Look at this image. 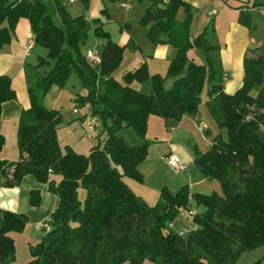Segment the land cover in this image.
I'll return each mask as SVG.
<instances>
[{
    "label": "trees",
    "instance_id": "trees-1",
    "mask_svg": "<svg viewBox=\"0 0 264 264\" xmlns=\"http://www.w3.org/2000/svg\"><path fill=\"white\" fill-rule=\"evenodd\" d=\"M49 1L59 23L42 0H0V48L10 42L17 20L28 18L34 45L53 60L38 88L45 94L52 84L62 85L70 72L76 73L87 92L75 101L88 104L103 122L102 131L92 134L102 137V145L92 147L88 155L69 147L62 150L56 134L60 110L44 106L29 89L17 127L19 158L6 161L0 155V176L7 186H15L31 174L47 184L57 203L49 228H43L40 241L29 245L25 264H141L144 259L156 264H234L240 252L264 244V45L248 47L242 83L228 93L213 82L210 51L216 46L209 43L207 28L190 37L191 4L147 0L141 17L148 25L147 38L153 44L168 43L175 52L164 76L151 74L143 62L123 73L120 83L113 71L125 44L94 25L100 62L91 64L80 48L88 19L84 14L72 16L64 0ZM82 1L86 9L88 0ZM249 16L248 9L241 10L239 21L247 23ZM192 49L202 54L203 63L189 57ZM168 78L171 84L166 86ZM147 80L149 93L131 85ZM205 85L208 112L226 137L218 131L200 158L205 175L219 181L220 191L202 193L182 185L171 192L163 187L160 202L150 205L125 181L143 178L139 164L148 154V117L195 116ZM15 98L11 78L0 74V114L2 103ZM3 145L0 134V152ZM79 188L85 190L84 202ZM35 194L33 203L39 199ZM190 200L203 204L204 210L191 215L194 228L179 233L169 223ZM27 221L24 214L0 208V264H15L10 234L22 230Z\"/></svg>",
    "mask_w": 264,
    "mask_h": 264
},
{
    "label": "rangeland",
    "instance_id": "rangeland-1",
    "mask_svg": "<svg viewBox=\"0 0 264 264\" xmlns=\"http://www.w3.org/2000/svg\"><path fill=\"white\" fill-rule=\"evenodd\" d=\"M13 1V0H11ZM46 4L47 12L51 15L54 22L59 23V17L54 11L49 0H42ZM67 0H64L66 2ZM253 2V0H251ZM122 3L128 4V7L122 6ZM148 6L147 0H88V7L83 8L82 0H72L67 4L66 9L71 13L72 16L84 14L88 19L89 26L87 30V37L85 44L80 46L83 53L87 50H94L97 47L99 40L97 39L94 32V25L100 24L105 31H108L112 40L117 43L125 44V48L122 52V58L119 66L113 71V77L120 83L124 82L123 73L133 70L139 64L145 62L147 68L151 74H160L164 76L167 72L168 64L171 60V54L173 47L168 45V50L163 53L160 51V47L157 44H153L147 38L146 32L148 25L141 22L142 14L145 8ZM257 15L258 12L254 11ZM255 17V16H254ZM256 18V17H255ZM259 22L258 20H256ZM26 24L28 31L32 33V26L28 18L20 17L15 23L12 31V37L9 43L4 44L0 48V53L5 52L9 44L17 42V31L22 30V25ZM264 29L258 28L256 33L258 36L264 35ZM30 38V36H28ZM28 38V39H29ZM13 48V47H12ZM14 56L9 59H19L20 65L15 66L9 65V69L14 77V83L17 87V93L19 96H28L29 89L31 88L35 93L38 100H40L44 106L52 109L60 110V122L56 128V134L58 142L61 148L66 149L67 147L74 151L88 155L92 147L97 144L102 145V137H92L86 134L87 130V118L82 119L83 114L86 112L84 105L78 106L79 113H74L75 99L78 95H85L87 89L84 87L81 79L73 71L70 72L67 79L62 85L52 84L48 91L43 92L38 88V81L42 78L45 71L50 69L53 65V60L48 59L46 50L40 46H34L28 54L23 50L16 51L12 49ZM194 50H189V57H193ZM40 56L44 57V60L40 59ZM199 63L200 58L194 59ZM11 61V60H10ZM171 79L166 80L165 85H170ZM132 86L138 90L149 93L151 89V83L149 80L145 82L133 81ZM202 96V107L204 119L203 122H207L215 127L213 121L206 109L205 97L206 90L204 89L201 93ZM96 108L99 110L101 106L97 103ZM202 119V118H201ZM146 129V140L150 143V151L148 152L144 160L141 162V169L143 172V178L141 180L134 177H127L129 183L134 186V189L139 191L144 196L147 203L150 205H156L160 201L161 191L163 188L162 183L166 182L173 192H176L180 187L182 181L187 179L189 181L190 188L193 191H199L202 193H210L215 188V191H220V184L217 179L208 180L205 173L196 168L194 161L185 164L184 170L175 171L172 169L165 160V167L161 166L157 161V149L152 144L151 140L153 133V126ZM198 126V122H196ZM103 122H98V133L102 131ZM198 128V127H197ZM198 130V129H197ZM221 132L225 138L226 134L224 129ZM95 129L89 133L94 134ZM200 138H203L206 132L199 131ZM206 138V137H205ZM150 140V141H149ZM206 140V139H205ZM189 169L191 172H189ZM193 183H200L198 186H194ZM79 199L84 202L85 190L83 188L78 189ZM196 209L199 212L204 210L203 204H197L195 200H190L187 208H181L177 215H185L187 219L193 223L192 216L189 210ZM185 213V214H184ZM176 215V216H177ZM42 228V227H41ZM42 229H26L11 232V237L15 246V264H25L30 259L29 245L27 240L31 239V244H35L40 241L43 235ZM42 234V235H41ZM121 264H129L123 262ZM141 264H156L150 259H144ZM234 264H264V244H259L250 249H246L239 253L235 259Z\"/></svg>",
    "mask_w": 264,
    "mask_h": 264
},
{
    "label": "crops",
    "instance_id": "crops-1",
    "mask_svg": "<svg viewBox=\"0 0 264 264\" xmlns=\"http://www.w3.org/2000/svg\"><path fill=\"white\" fill-rule=\"evenodd\" d=\"M185 1L191 4L194 12L190 23V37H196L207 28V39L209 43L216 46L210 51L213 82L220 84L226 92L232 93L242 83L243 59L248 47L264 45V35L258 36L256 33V30L261 28V26L262 29H264V0H253V2L251 0ZM252 4L254 5L252 6ZM244 9H248L250 12L247 23H241L239 21L240 11ZM254 11H257L258 14L255 15ZM177 17L180 20L183 18L182 9L178 11ZM17 32V42H15V45L9 44L5 52L0 53V74H7L11 78L12 87L16 91V98L3 102L1 107L0 134L4 137V145L0 155L6 161H15L19 158V149L17 145L18 121L22 109L28 105V96L24 95L21 97L18 95L14 77L9 69V65L15 64V66H19L20 61L18 58H9L15 55L12 49L18 52L19 50H23L28 54L35 46L34 43H29V39L32 38V33L28 31L26 24L22 25V30ZM28 36H30V38ZM166 44L168 43H159L156 45V49L160 47V51L165 53L169 49L168 45H170ZM192 50H194V59L199 57V63H203L202 54H200L198 50ZM174 52L175 49L173 48L171 58ZM204 89L207 90L206 85L203 87V90ZM84 108L86 112L83 114L82 119L87 118L88 120L90 114L89 107L84 106ZM74 113H79V109L78 112ZM203 116L201 96V103L195 116L184 115L179 120L162 118L153 114L148 117V128L153 126L151 140L153 139L154 141L152 144L157 149V161L161 166L165 167V160L168 154H175L188 165L189 162L200 158V155L209 148L215 134L223 130H219L210 116L213 124L217 128H213L208 122L207 124L204 122L206 128L202 130V132L205 131L206 134L204 140L200 138L196 122L205 120ZM95 131H98V128H96ZM61 149L64 150L63 148ZM149 151L150 148H148V152ZM140 165L141 163L139 164V169L142 172ZM189 172H191L190 169ZM184 180L185 181H182L180 186L189 185V181H187V179ZM125 181L132 190L142 196V194L134 189V186L128 182L127 177H125ZM4 182L5 177L0 176V208L2 210L26 215L28 218L25 225L26 229L36 228L37 230L42 229L41 231H44L42 224L49 219L53 212L57 203V196L48 189L47 184L39 182L31 174L24 175L20 183L15 186H7ZM162 184H164L163 187L173 192L168 183L164 182ZM193 184L194 186H198L200 183ZM188 187L193 191L194 187ZM213 191H215V188ZM35 193L38 194L39 199L36 203H33L32 194L36 197ZM142 197L144 198V196ZM191 210L197 211L196 209ZM169 226L179 233H184L195 227L194 223L190 222L183 214L177 215L169 223ZM27 241L28 245L32 242L31 239Z\"/></svg>",
    "mask_w": 264,
    "mask_h": 264
},
{
    "label": "built area",
    "instance_id": "built-area-1",
    "mask_svg": "<svg viewBox=\"0 0 264 264\" xmlns=\"http://www.w3.org/2000/svg\"><path fill=\"white\" fill-rule=\"evenodd\" d=\"M71 1L72 0H67L66 3H70ZM122 6L127 7V4L126 3H122ZM29 43H33V39L32 38L29 39ZM85 57L87 58V60L91 64H98L100 62V55H99L98 47H96L94 50H87L85 52ZM78 106H80V105H79L78 102H76L75 103L74 112H78V109H79ZM84 106L89 107L88 104H85ZM89 111H90V114H89L88 120H87L86 134L89 135V136H92V134L89 133V132L91 130H93V129L96 130V128L98 126L99 119L97 118V116L92 114L90 108H89ZM205 128H206V124L203 121H198V129L199 130H204ZM166 162L175 171L184 170L186 168L185 164L183 163V161L178 156H176L175 154H172V153L168 154L166 156ZM189 213H190V215H193V214H195V211L189 210ZM42 227L44 229H48L49 228V219H47L42 224Z\"/></svg>",
    "mask_w": 264,
    "mask_h": 264
},
{
    "label": "water",
    "instance_id": "water-1",
    "mask_svg": "<svg viewBox=\"0 0 264 264\" xmlns=\"http://www.w3.org/2000/svg\"><path fill=\"white\" fill-rule=\"evenodd\" d=\"M194 165L196 166L197 169L201 170L204 172V168L202 166V160L200 158H197L195 161H194ZM208 180H212L211 177H208Z\"/></svg>",
    "mask_w": 264,
    "mask_h": 264
}]
</instances>
